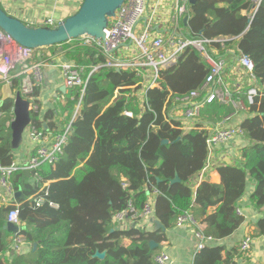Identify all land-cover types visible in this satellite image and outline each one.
<instances>
[{
    "label": "trees",
    "instance_id": "16d2710c",
    "mask_svg": "<svg viewBox=\"0 0 264 264\" xmlns=\"http://www.w3.org/2000/svg\"><path fill=\"white\" fill-rule=\"evenodd\" d=\"M250 3L254 2L195 0L188 5V20L180 22L189 37L211 40L207 49L214 57L211 48L219 50L218 57L244 54L254 62L256 81L246 79L242 92L234 94L253 114L240 122L246 141L244 160L221 165L220 183L204 180L195 188L196 177L209 156L207 126L236 112L232 103L216 100L205 105L200 121L189 130L183 129L180 120L168 117L177 99L202 88L212 70L208 61L195 54L196 47H187L176 64L160 71L159 85L145 91L137 71L103 65L90 76L83 96L80 88H71L66 106L46 113L52 121L49 131L40 121L41 105L35 101L39 109L31 112L32 127L55 135L71 124V132L56 163L14 172V187L22 193L15 198L22 219L21 233L32 250L12 260L6 257L8 237L13 238L14 233L4 226L14 206L0 205V264H155L166 233L162 229L152 232L138 226L121 227L116 218L130 205L141 212L150 200L155 216L168 229L177 226L181 215L190 213L197 219L195 230L207 240L192 264H241L240 246L228 249L222 241L245 221L238 210L250 179L256 181L252 204L264 206V93L252 104L247 100L251 87L264 89V0L251 22L242 13ZM73 41L77 43L78 39ZM65 56L85 67V77L94 66L107 61L98 49L84 45ZM14 88L18 90L19 81ZM41 89L36 87L34 96ZM13 107V99H7L0 107V118L10 117ZM126 110L133 116L126 115ZM11 123L6 121L5 132L0 130V163L4 165L15 160ZM164 139L169 143H163ZM177 174L181 180L172 183ZM38 198L44 200L40 205ZM213 206L216 210L210 212ZM257 230L264 234V218L257 222ZM126 240L131 242L127 244ZM151 241L158 246L152 247ZM97 251L106 252V256H96Z\"/></svg>",
    "mask_w": 264,
    "mask_h": 264
},
{
    "label": "built area",
    "instance_id": "2783aa9c",
    "mask_svg": "<svg viewBox=\"0 0 264 264\" xmlns=\"http://www.w3.org/2000/svg\"><path fill=\"white\" fill-rule=\"evenodd\" d=\"M189 4L190 0H126L110 18L105 30V39L84 35L77 38V43L72 39L66 42V46L61 43L57 47L62 52L68 53L78 45H84L98 49L107 57V61L94 66L87 77H85V67L78 65L73 59H66L61 65L66 87L80 88L82 96L90 76L103 65L137 71L142 78V91H145L159 85L160 71L176 64L187 47L194 46L199 49L210 63L212 70L202 88L177 99L178 103L168 117L180 120L183 129L189 130L200 121L199 117L205 105L218 100L235 106L236 112L233 115L216 125L207 126L209 132L207 139L209 156L205 166L207 168L216 149L234 142L237 138L243 140L244 131L240 125L241 121L233 122V120L238 117L240 111H247L248 108L243 100H236L234 94L242 92L246 79L254 83L256 77L254 62L250 56L243 54L237 57H214L206 47L211 40L194 39L184 33L180 22L188 16ZM45 24L54 26L56 22L53 17H48ZM42 49L20 44L0 27V84L8 83L14 92H21L30 101L32 111L39 109L35 103L37 97L34 96V91L36 87L45 84V68L52 60L49 55L41 52ZM232 58H234L233 62H231ZM18 81V90L13 89ZM262 93L264 89L260 91L256 86L251 87L247 91L248 102L254 103L255 97ZM140 97L144 101L143 96ZM80 106L81 102L76 108V114ZM125 114L133 116L130 110H126ZM70 132L71 124L63 132L55 135H46L31 126L30 136L39 144L28 161L17 163L14 160L11 165L0 163V205L14 206L7 215V221L19 227L14 233L12 244L16 252H19L21 245L25 243V237L21 233L22 219L19 203L15 200L17 191L12 181L13 174L18 169H38L45 162L56 163L64 152ZM47 191L45 190V193ZM43 201V198L36 199L38 205ZM238 212L242 214L241 209ZM129 214L132 216L129 217ZM152 217L156 216L154 203L151 200L141 212L130 205L128 210L116 216L120 224L127 221L132 223L137 219L136 222L140 223ZM198 224L197 219L190 213L179 216L177 220V227L185 225L197 227ZM195 235L198 239V252L205 246L207 238L198 231ZM252 242L250 235L244 236L239 245L240 250L247 253L251 249ZM170 261L171 255L167 250H161L155 255V264H170Z\"/></svg>",
    "mask_w": 264,
    "mask_h": 264
},
{
    "label": "crops",
    "instance_id": "0c3cea01",
    "mask_svg": "<svg viewBox=\"0 0 264 264\" xmlns=\"http://www.w3.org/2000/svg\"><path fill=\"white\" fill-rule=\"evenodd\" d=\"M83 0H0L1 6L11 15L20 18L22 21L29 25L42 26L46 25L45 20L48 17H53L56 24L73 14L79 9ZM248 8L242 10V13L247 15L250 22L255 17V14L259 10L262 0H252ZM189 18V16H188ZM162 26V25H161ZM235 48V46H234ZM216 57L219 55V50L211 48ZM42 53L49 55L52 60L51 64L45 68V84L42 86L41 93L37 96V102L41 105L40 121L46 124V130L49 131L48 125L51 120L46 118V113L49 110L59 109L60 106H66V94L69 88L65 90L62 88L65 85L64 78L61 72V65L68 59L59 47L47 48L41 50ZM70 59V58H69ZM53 64V65H52ZM3 84H0V107L3 103L10 98L5 99L2 102ZM14 101V100H13ZM2 102V104H1ZM245 103V102H244ZM246 105V104H245ZM76 112V110H75ZM0 112V117H1ZM74 113V119L76 117ZM253 115L247 111H240L238 117H235L233 122L242 121L245 117ZM57 116V115H56ZM15 117L14 107L11 109L10 121H13ZM57 117L53 119L56 120ZM31 124L28 126L24 133V140L20 148L14 150V156L17 163H24L28 161L29 157L34 153L35 148L39 142L33 140L30 136ZM235 140L223 147L215 150L212 154L211 160L207 168H204L202 172L196 177L197 184L195 188L204 180L220 183L221 174L219 167L224 164H235L242 159V149L246 146V141L239 139ZM20 150H22L21 153ZM244 160V159H242ZM256 190V181L250 179L245 195L240 200L242 215L245 217V221L239 229H237L230 237L222 241L223 245L228 249H232L235 246H239L242 238L246 235H250L253 239L251 249L247 253L241 254L239 261L241 264H264V234H259L257 230V222L264 218V206L261 208L255 207L251 201V195ZM17 198V197H15ZM216 206L210 207L209 211L214 212ZM154 218L145 219L140 221L136 226L146 229L147 231H157ZM157 218V217H156ZM127 221L121 224V227H130L133 225ZM196 228L192 225H185L182 227H174L172 229L163 230L167 235V239L159 244L158 252L161 250L169 251L171 255L170 264H192L193 259L197 253L198 239L195 235ZM160 230V229H158ZM14 237V235H13ZM12 240V242H11ZM131 241L126 240L129 244ZM9 250L6 252V257L9 260L15 259L18 256H24L30 253L32 245L30 243H23L19 252L13 249L12 235L8 237ZM158 246V245H157ZM37 246L34 245V249ZM17 255V256H16ZM4 264H8L4 262Z\"/></svg>",
    "mask_w": 264,
    "mask_h": 264
},
{
    "label": "water",
    "instance_id": "95a60500",
    "mask_svg": "<svg viewBox=\"0 0 264 264\" xmlns=\"http://www.w3.org/2000/svg\"><path fill=\"white\" fill-rule=\"evenodd\" d=\"M126 0H83L81 6L73 14L69 15L54 26L29 25L20 18L11 15L0 5V27L10 33L20 44L30 48H45L58 45L72 39L80 38L84 35H91L97 38L105 39L106 28L109 25L110 18L116 14V11L124 4ZM195 0H190L194 3ZM185 22L188 16L185 17ZM119 70V69H118ZM66 86L62 88L65 90ZM3 98L2 102L7 99L14 100L15 117L11 123L12 128V148L14 150L20 148L24 133L32 121V106L21 92H14L8 83L2 86ZM1 102V104H2ZM45 128H47L46 124ZM163 143H169L168 139H164ZM177 174L172 183L180 181ZM20 191L16 192V197L21 196ZM156 229L166 230L167 228L158 218H154ZM136 226V222L133 223ZM10 232H17L19 227L9 221L4 226ZM113 231V229H112ZM152 247L158 245L155 241H151ZM37 246V243H35ZM96 256L105 257L106 252L97 251Z\"/></svg>",
    "mask_w": 264,
    "mask_h": 264
},
{
    "label": "rangeland",
    "instance_id": "374dc122",
    "mask_svg": "<svg viewBox=\"0 0 264 264\" xmlns=\"http://www.w3.org/2000/svg\"><path fill=\"white\" fill-rule=\"evenodd\" d=\"M1 5V4H0ZM188 30H189V28H188ZM187 35H188V33H187ZM199 40H202V39H199ZM207 48H208V46H206ZM197 49V48H196ZM199 54V57L201 58V59H205L206 60V57H205V55L199 50V49H197L196 50V52H195V54ZM207 61V60H206ZM6 121L7 122H9L10 121V118H9V115H5L4 117H2V118H0V130H1V132H5V123H6ZM237 140V142L238 141H240L238 138L236 139ZM19 150V149H18ZM15 152V151H14ZM22 152V150H20V152L19 153H21ZM16 153V152H15Z\"/></svg>",
    "mask_w": 264,
    "mask_h": 264
}]
</instances>
